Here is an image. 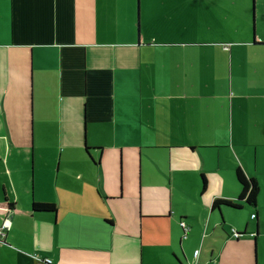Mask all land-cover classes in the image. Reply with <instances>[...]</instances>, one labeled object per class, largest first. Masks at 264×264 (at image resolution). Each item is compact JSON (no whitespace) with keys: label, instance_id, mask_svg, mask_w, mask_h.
Segmentation results:
<instances>
[{"label":"crops","instance_id":"0c3cea01","mask_svg":"<svg viewBox=\"0 0 264 264\" xmlns=\"http://www.w3.org/2000/svg\"><path fill=\"white\" fill-rule=\"evenodd\" d=\"M253 8L252 26L250 0H0V264H256L261 213L253 245L213 209L248 206L239 169L264 182Z\"/></svg>","mask_w":264,"mask_h":264},{"label":"trees","instance_id":"16d2710c","mask_svg":"<svg viewBox=\"0 0 264 264\" xmlns=\"http://www.w3.org/2000/svg\"><path fill=\"white\" fill-rule=\"evenodd\" d=\"M237 181L241 187V194L239 197L240 201L245 202L248 206L255 208L258 203V197L260 194V187L257 181L253 178H247L246 175L242 172L241 169L237 171L236 174ZM203 190L206 189V180L203 184ZM230 207L232 209H241V205L238 203H233L232 201L227 200H215L213 203V209L220 210L222 207ZM14 209L13 204H5L0 205V210L2 211H11ZM32 211L35 213H52L56 212V207L53 204L49 203H36L32 204Z\"/></svg>","mask_w":264,"mask_h":264},{"label":"rangeland","instance_id":"374dc122","mask_svg":"<svg viewBox=\"0 0 264 264\" xmlns=\"http://www.w3.org/2000/svg\"><path fill=\"white\" fill-rule=\"evenodd\" d=\"M253 1L254 0H250V2H251V10H252V26H253V15H254V13H253L254 12ZM224 207H226V206H224ZM228 208H230V207H228ZM248 208H249L248 206H244V209L238 210V211H229V209H227V207L224 208V209H226L225 212H226L227 217L229 215L230 216H237V217H239L241 219V222L244 223V226H242L241 232H238L236 230L238 233L244 234V236L240 237V239H242L244 237L250 239L249 232L250 231L254 232L256 230V225H257L256 222H254L253 220L250 219L251 214L252 213L255 214L257 211L259 213H261V223L258 224L259 236L257 238V250H256L257 253H256L255 261H256V264H264V182L262 184V191H261L260 196L258 198L257 209L255 210V209H251V208L248 209ZM220 214H222V216L224 217V214L222 212ZM252 225H253L254 228L253 227H250V228L248 227V226H252ZM246 228H249V230H247V233L244 230ZM226 229L229 231L228 234H230L232 236V238L235 240L236 239L235 236L232 235V231L235 230V228L234 227L230 228V226H228V228H226ZM244 231H245L246 234L244 233ZM250 240H252V239H250ZM252 244L254 245V241L253 240H252Z\"/></svg>","mask_w":264,"mask_h":264},{"label":"built area","instance_id":"2783aa9c","mask_svg":"<svg viewBox=\"0 0 264 264\" xmlns=\"http://www.w3.org/2000/svg\"><path fill=\"white\" fill-rule=\"evenodd\" d=\"M181 227L184 230L185 237H187V235H188V233L190 231V228L185 223H183V222L181 223ZM8 229H9V221H5L4 224H3V226H2V229L0 231V240L3 239V238H5L6 232L8 231ZM232 235H234L236 239L244 236V234L238 233L236 230H233L232 231ZM199 253H200L199 251L195 252V256L197 257L199 255ZM36 260L41 261L37 257H36ZM44 261L47 264H52V261L51 260H44Z\"/></svg>","mask_w":264,"mask_h":264},{"label":"flooded vegetation","instance_id":"af4514ba","mask_svg":"<svg viewBox=\"0 0 264 264\" xmlns=\"http://www.w3.org/2000/svg\"><path fill=\"white\" fill-rule=\"evenodd\" d=\"M238 239H240V238H237L236 240H238Z\"/></svg>","mask_w":264,"mask_h":264}]
</instances>
